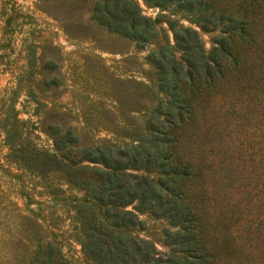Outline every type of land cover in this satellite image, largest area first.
<instances>
[{
	"label": "trees",
	"instance_id": "obj_1",
	"mask_svg": "<svg viewBox=\"0 0 264 264\" xmlns=\"http://www.w3.org/2000/svg\"><path fill=\"white\" fill-rule=\"evenodd\" d=\"M141 1L168 14L146 16L137 0L90 7L107 32L154 44L145 55L154 103L141 126L112 132L125 141L80 146L69 127L49 124L44 149L7 105L6 157L49 195L74 191L70 235L85 264H264V0ZM176 15L214 32L207 50ZM137 214L165 221L166 252L137 235ZM24 232L22 264H68L60 241Z\"/></svg>",
	"mask_w": 264,
	"mask_h": 264
},
{
	"label": "rangeland",
	"instance_id": "obj_2",
	"mask_svg": "<svg viewBox=\"0 0 264 264\" xmlns=\"http://www.w3.org/2000/svg\"><path fill=\"white\" fill-rule=\"evenodd\" d=\"M92 2L0 0V264H22L29 242L24 230L40 233L43 240L54 237L68 264H85L70 235L67 197L74 191L63 185L61 195H49L38 179L6 157L1 119L7 105L17 110L18 118L34 124L36 145L50 149L49 124L69 127L80 146H95L122 137L112 132L122 133L127 122L131 128L140 127L144 108L154 103V76L145 58L154 44L136 48L130 40L107 32L90 18ZM137 2L146 16L168 14ZM172 17L196 29L205 50L210 47L214 32ZM50 78L57 83L46 84ZM137 215L144 222L137 235L166 252L160 240L165 221Z\"/></svg>",
	"mask_w": 264,
	"mask_h": 264
}]
</instances>
